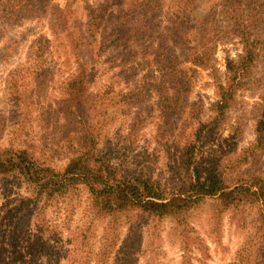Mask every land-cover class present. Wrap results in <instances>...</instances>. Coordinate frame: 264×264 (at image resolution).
<instances>
[{"label": "rangeland", "instance_id": "rangeland-1", "mask_svg": "<svg viewBox=\"0 0 264 264\" xmlns=\"http://www.w3.org/2000/svg\"><path fill=\"white\" fill-rule=\"evenodd\" d=\"M27 1L0 0V15L8 8L7 19H0L1 147L43 136L46 155L56 169L67 163L75 141L74 121L59 114L58 91L74 63L55 18V10L61 8L83 23L85 32L97 35L106 27L101 55L92 67L90 97L97 105L102 148L110 163L170 196L187 181L186 168L174 149L184 147L186 137L198 128L202 140L197 165L203 177H219L230 186L249 185L256 178L264 184V42L223 124L211 133L204 126L217 100L215 82L223 80L228 61L242 53L232 29L248 10L245 2L236 9L224 7L220 0H193L191 14L181 22L177 14L182 11L166 12L175 6L172 0H158L159 5L149 2L135 14L124 11L129 15L114 29V19L103 22L102 17L117 0ZM17 5L23 12L9 14ZM193 16L197 20L192 21ZM202 25L208 28L203 41L212 48L205 68L194 65L190 57L202 44L198 43ZM112 29L119 37L116 41ZM39 36L50 40L46 59L52 72L47 78L33 72L37 62H28L31 42ZM179 81L191 88L174 90L173 82ZM16 84L27 100L23 113L27 109L29 114L24 118L13 102ZM31 194L19 179H0V264H28L31 258L28 245L38 225L28 217ZM89 203L87 188L80 186L70 201L49 205L42 214L40 219L51 231L56 264H264V231L255 224L257 204L219 211L215 199L199 201L187 215L207 247L206 254L192 246L183 263L177 229L169 218L136 214L107 230L108 220L94 219Z\"/></svg>", "mask_w": 264, "mask_h": 264}, {"label": "trees", "instance_id": "trees-1", "mask_svg": "<svg viewBox=\"0 0 264 264\" xmlns=\"http://www.w3.org/2000/svg\"><path fill=\"white\" fill-rule=\"evenodd\" d=\"M114 1V0H107ZM175 6L170 5L167 13L182 11L177 14V19H187L191 13L189 0L188 11L186 0H172ZM224 7L239 8L241 2L248 7L242 19L236 20L233 32L242 43V53L236 59H230L227 64V72L222 81L215 82L214 89L217 100L212 105V116L204 123L207 133L213 132L223 124L225 116L231 107L238 89L244 78L254 67L261 52L260 45L264 42V0L255 3L254 0H220ZM21 2V1H19ZM30 0L27 1L29 3ZM149 2L159 5L158 0H117L113 5H108L103 14V22L113 20L114 29L123 25L124 11L133 14L138 10H144ZM194 2V1H193ZM19 4V3H17ZM18 6V5H17ZM162 6V5H161ZM163 7V6H162ZM23 7H13L9 14L17 15L23 12ZM159 8V6H158ZM56 19L65 37L69 54L74 63V69L59 84V114L67 115L74 121L72 134L75 135L72 149L67 163L61 169L49 161L46 152L49 149L41 139L29 138L23 145L10 144L0 146V179L14 177L21 180L31 189V198L28 217L31 223H37L36 229L30 239L29 247L31 258L28 264H56L51 254L53 240L51 231L42 221V214L47 207L55 203L70 201L76 195L79 187L84 186L89 193V209L93 218L102 221L108 220L106 229H113L131 215L140 214L149 216L154 220L169 218L175 224L177 234L183 251V263L188 260L190 247H195L202 254H206V245L199 236L195 227L188 221V213L201 200L215 199L219 211L233 210L241 204H257L258 217L255 224L264 231V184L258 179H253L249 185L242 183L228 185L224 179L216 177H203L197 162V147L202 140L201 129H194L191 135L186 137L185 146L176 149L178 159L186 168L187 181L170 196H166L161 189L150 181H144L130 176L117 169L110 163L111 157L103 151V128L101 121L96 117L97 105L91 102L90 92L92 84V67L97 63L102 52V33L106 27L96 33L89 30L83 31L84 25L74 18L72 13L65 9L55 10ZM187 12V13H186ZM8 8L0 15V19H7ZM93 20L95 16L92 15ZM197 20L193 16L192 21ZM184 21V20H183ZM196 27L199 25L195 23ZM195 27V28H196ZM112 29L111 36L116 41ZM202 43L190 53L191 62L198 67H207L212 48L210 42L203 41V33L208 29L199 27ZM129 30V29H128ZM173 38L175 30L171 31ZM50 40L45 36L35 37L30 45L28 62H37L39 67L33 72L44 78L50 75L52 69L48 66ZM31 69V68H29ZM25 71V75H27ZM29 77V75H27ZM37 78V77H36ZM13 102L18 110L23 113L26 98L19 91V86L14 85ZM174 90L180 91L191 84L183 81L173 82ZM24 116L29 114L26 109ZM206 136L204 133L203 137ZM191 137V138H190ZM190 138V139H189ZM179 143V141L177 142ZM249 152L244 150L245 155ZM39 222V223H38ZM264 245V241H263Z\"/></svg>", "mask_w": 264, "mask_h": 264}]
</instances>
